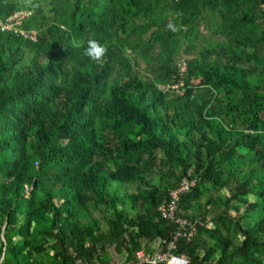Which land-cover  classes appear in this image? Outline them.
Segmentation results:
<instances>
[{
    "label": "trees",
    "instance_id": "1",
    "mask_svg": "<svg viewBox=\"0 0 264 264\" xmlns=\"http://www.w3.org/2000/svg\"><path fill=\"white\" fill-rule=\"evenodd\" d=\"M24 10L0 29V264L165 252L157 208L184 178L196 234L173 253L264 264V0H0V22Z\"/></svg>",
    "mask_w": 264,
    "mask_h": 264
},
{
    "label": "built area",
    "instance_id": "2",
    "mask_svg": "<svg viewBox=\"0 0 264 264\" xmlns=\"http://www.w3.org/2000/svg\"><path fill=\"white\" fill-rule=\"evenodd\" d=\"M30 16V11L27 10L15 12L5 22H0L1 30H9L14 28L15 26H20L21 22ZM22 33V32H21ZM26 36L31 40L36 39V33L28 32ZM185 65L179 67V73H184ZM182 87V82L174 84V85H166L161 86V88L168 90L169 88L172 90H178ZM195 185L194 180L184 178L179 186L175 189L169 191L168 199L164 200L158 206L157 210L161 214V217L165 220H171L175 222L179 229L177 233L172 237V240L167 244L165 248V252H155L151 254L144 253L140 251L136 254L137 259L142 264H188V261L182 256L176 255L173 251L176 250V241L178 238H185L187 241H190L196 234V228L192 223L177 217L176 213L178 211V203L183 195H185L188 191L191 190ZM71 264H85L82 260L77 259L74 260Z\"/></svg>",
    "mask_w": 264,
    "mask_h": 264
},
{
    "label": "crops",
    "instance_id": "3",
    "mask_svg": "<svg viewBox=\"0 0 264 264\" xmlns=\"http://www.w3.org/2000/svg\"><path fill=\"white\" fill-rule=\"evenodd\" d=\"M162 245H163V243L159 242V241H155L153 243H144L143 246H142L143 248H141L140 251H143L144 253H147V254H151V253H154V252H160ZM140 251H138V252H140ZM107 255H108V258L110 259V263L109 264H119V261L116 260L118 258H123V260H122L123 264H142L138 259H137L138 261L136 263L127 262L128 254L126 252H123V253L119 254L114 249H111L106 254V256Z\"/></svg>",
    "mask_w": 264,
    "mask_h": 264
},
{
    "label": "clouds",
    "instance_id": "4",
    "mask_svg": "<svg viewBox=\"0 0 264 264\" xmlns=\"http://www.w3.org/2000/svg\"><path fill=\"white\" fill-rule=\"evenodd\" d=\"M168 27L172 31H176V28L169 24ZM76 47H80V44H75ZM107 47L99 43L96 39H89L87 41V47L84 50V55L87 56L90 60L95 62H102L103 58L107 53Z\"/></svg>",
    "mask_w": 264,
    "mask_h": 264
},
{
    "label": "rangeland",
    "instance_id": "5",
    "mask_svg": "<svg viewBox=\"0 0 264 264\" xmlns=\"http://www.w3.org/2000/svg\"><path fill=\"white\" fill-rule=\"evenodd\" d=\"M185 44L186 43H181V47L179 49L178 55L175 57V62L177 64H179L180 67H182L185 62L187 63V61L189 59H191V57H193V55H192L193 53L184 52V49H185V46H186ZM198 46H199V44H198ZM143 71H145V70L143 69ZM26 189L28 191L26 194H29V191H30L31 188H29V186H26ZM223 193L226 194L225 191ZM130 203H131L130 200H127V202L124 205V211H126V210H128L130 208ZM231 214L232 215H236V213L234 212V210L231 211ZM41 228H42V226H36V227H33L32 229L35 230L36 232H40L41 231ZM32 229H31V231H32ZM0 238H1L2 242H4L3 237H0ZM2 250H4V249L2 248ZM116 260L119 261V264H123L122 263L123 258H118Z\"/></svg>",
    "mask_w": 264,
    "mask_h": 264
}]
</instances>
